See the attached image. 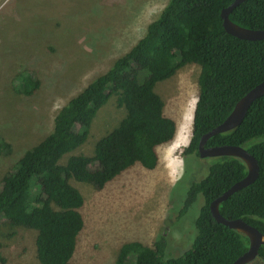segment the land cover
Returning <instances> with one entry per match:
<instances>
[{
  "label": "trees",
  "instance_id": "obj_1",
  "mask_svg": "<svg viewBox=\"0 0 264 264\" xmlns=\"http://www.w3.org/2000/svg\"><path fill=\"white\" fill-rule=\"evenodd\" d=\"M233 1L169 0L144 37L72 98L57 114L52 132L4 176L0 220L37 231L40 264H72L85 228L81 213L85 200L72 179L103 190L135 165L147 170L158 167V148L175 140L178 125L166 116L165 103L155 91L157 83L187 64L200 66L192 137L182 153L199 156L202 136L222 124L238 101L264 82V40L239 39L223 27L221 13ZM230 20L247 29H264V0L245 1L232 11ZM17 81V92L25 96L39 85L29 71L21 72ZM113 96L125 109V117L95 144L93 156L72 155L88 141L95 118ZM223 145L245 148L258 160L260 171L252 185L221 203L220 213L229 220L242 219L264 234V95L252 104L240 126L206 143V147ZM1 148H9L2 139ZM213 159L208 175L191 186L179 215L184 216L203 195L191 249L168 257V238L161 234L153 246L125 243L113 264H233L248 251L249 238L217 223L210 211L216 198L247 176V166L236 157ZM258 259L264 264V245Z\"/></svg>",
  "mask_w": 264,
  "mask_h": 264
},
{
  "label": "rangeland",
  "instance_id": "obj_2",
  "mask_svg": "<svg viewBox=\"0 0 264 264\" xmlns=\"http://www.w3.org/2000/svg\"><path fill=\"white\" fill-rule=\"evenodd\" d=\"M168 2L0 0V139L9 146L0 149V188L25 152L52 132L59 111L144 37ZM25 71L39 80L31 96L16 90L17 76ZM200 73V66L187 64L155 87L166 116L178 125L177 136L186 140L183 148L175 143L159 147L156 169L135 165L103 190L71 180L85 200V228L72 264H113L125 243L153 246L161 234L168 238L166 256L191 249L203 195L179 215L191 186L208 175L214 161L182 155L192 137ZM125 115L113 96L95 118L88 141L72 155L93 156L95 144ZM36 238L37 231L1 219L0 264H40ZM250 264L262 263L257 259Z\"/></svg>",
  "mask_w": 264,
  "mask_h": 264
},
{
  "label": "water",
  "instance_id": "obj_3",
  "mask_svg": "<svg viewBox=\"0 0 264 264\" xmlns=\"http://www.w3.org/2000/svg\"><path fill=\"white\" fill-rule=\"evenodd\" d=\"M245 1L247 0H234L229 7L222 11L221 17L223 20V27L228 34L239 39L249 41L264 40V29H247L235 24L230 20V14L232 11ZM263 95L264 82L258 84L243 98H241L227 119L212 131L203 135L199 142L200 158L205 159L223 156L236 157L241 159L247 166V176L234 184L230 189H228L210 204L211 214L217 223L236 230L237 232L244 234L249 238L250 246L248 251L239 257L233 264H250L254 262L258 258L261 246L264 245V234L242 219H226L221 215L219 208L221 203L226 201L234 193L247 188L257 180L260 171L259 163L252 154H250L245 148L241 146L223 145L217 147H206V143L211 137L221 133L230 132L240 126L252 104Z\"/></svg>",
  "mask_w": 264,
  "mask_h": 264
},
{
  "label": "crops",
  "instance_id": "obj_4",
  "mask_svg": "<svg viewBox=\"0 0 264 264\" xmlns=\"http://www.w3.org/2000/svg\"><path fill=\"white\" fill-rule=\"evenodd\" d=\"M180 132H181V128H180ZM178 133H179V131L177 132V135H178ZM181 134H182V133H181ZM177 135H176L175 140H174L172 143H175V147L178 146L179 144H181V145H180V148H183V145H184V144H182V142H184V141H186V140L183 139L184 136H180V137H179V136H177ZM177 137H178V138H177ZM181 137H183V138H181ZM185 138H186V136H185ZM170 144H171V143H170ZM187 146H188V145H187ZM175 147H174V148H175ZM184 148H185V147H184Z\"/></svg>",
  "mask_w": 264,
  "mask_h": 264
},
{
  "label": "bare ground",
  "instance_id": "obj_5",
  "mask_svg": "<svg viewBox=\"0 0 264 264\" xmlns=\"http://www.w3.org/2000/svg\"><path fill=\"white\" fill-rule=\"evenodd\" d=\"M190 119H191L190 121H192V117H190ZM184 140H185V139H184Z\"/></svg>",
  "mask_w": 264,
  "mask_h": 264
},
{
  "label": "flooded vegetation",
  "instance_id": "obj_6",
  "mask_svg": "<svg viewBox=\"0 0 264 264\" xmlns=\"http://www.w3.org/2000/svg\"><path fill=\"white\" fill-rule=\"evenodd\" d=\"M205 159H207V158H205ZM257 259H258V258H257ZM257 259H256V260H257Z\"/></svg>",
  "mask_w": 264,
  "mask_h": 264
}]
</instances>
